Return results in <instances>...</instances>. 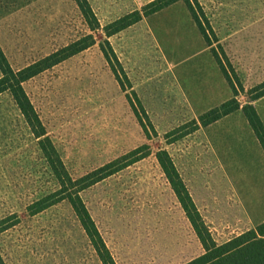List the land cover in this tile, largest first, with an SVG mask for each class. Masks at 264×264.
Returning a JSON list of instances; mask_svg holds the SVG:
<instances>
[{
  "label": "rangeland",
  "instance_id": "rangeland-1",
  "mask_svg": "<svg viewBox=\"0 0 264 264\" xmlns=\"http://www.w3.org/2000/svg\"><path fill=\"white\" fill-rule=\"evenodd\" d=\"M87 1L95 30L74 0H0V49L16 70L93 37L92 46L22 87L68 178L97 180L80 198L115 264L187 263L203 248L156 154L168 153L217 244L252 226L240 182L223 168L215 143L204 127L190 133L203 108L192 106L185 81L194 79L196 92L210 73L201 42L216 55L240 106L250 102L264 83V0H188L202 33L180 0L111 37L106 25L154 0ZM39 140L10 95L0 94L1 258L4 264H101L70 204L56 195L57 174ZM138 148V161L100 170Z\"/></svg>",
  "mask_w": 264,
  "mask_h": 264
},
{
  "label": "trees",
  "instance_id": "trees-1",
  "mask_svg": "<svg viewBox=\"0 0 264 264\" xmlns=\"http://www.w3.org/2000/svg\"><path fill=\"white\" fill-rule=\"evenodd\" d=\"M74 1L78 6L82 17L88 23L90 30L99 28L98 21L88 1ZM179 1L180 0H154L143 7L140 11H134L106 25L103 28V31L107 37H111L120 31L138 23L142 18L160 12ZM183 2L190 12V15L192 16L199 31L202 33V28L192 12L191 4L188 2V0H184ZM93 44L94 40L91 35L83 36L82 38L70 42L68 45L61 47L55 52H52L51 54L41 58L40 60L16 70H14L9 65L2 50L0 49V94L6 92L10 95L12 101L24 117V120L30 128L33 136L36 139L41 138V140L38 141L39 149L41 150L46 163H48L52 171L57 174L56 176L60 184V190L56 192V195H59L61 199L67 200L70 204L100 263L115 264L101 235L99 234L93 220L91 219L85 204L80 198V192L84 188L95 183L97 180H89L91 175L84 176L75 182H72V180L68 178L62 164L56 157L55 149L51 141L45 136V133L43 132L38 115L36 114L28 96L22 87L23 83L27 82L31 78L75 56ZM212 55L216 60L220 70L222 71L226 81L231 87L230 82L221 68L216 55H214V53H212ZM105 57L108 59L107 54H105ZM231 89L234 97L222 103L218 107L203 113L197 118V120H192L190 122L192 127L190 133L196 131L199 127H207L221 118L237 110H241L264 151V126L251 104V102L264 96V83L257 86L253 90L255 93L254 96H252L250 102L244 106H240L237 99L235 98V91L232 87ZM139 151L140 148L132 151L120 159L111 162L100 170H104L105 168L111 166H117V169H121L127 166L128 163H134L143 157L136 156ZM130 157L134 158L128 161ZM156 159L203 248V253L201 255L184 264H264V222L257 225L254 229L245 231L222 244H217L213 240L210 231L203 222V219L199 214L186 185L181 179L168 153L166 151H160L156 154ZM57 163L59 167L56 166ZM62 172L65 174L62 175ZM41 203H43V201L40 202V205H42ZM38 205L39 203L37 202L36 204H33V207L35 208V206ZM0 264H4L1 255Z\"/></svg>",
  "mask_w": 264,
  "mask_h": 264
},
{
  "label": "crops",
  "instance_id": "crops-1",
  "mask_svg": "<svg viewBox=\"0 0 264 264\" xmlns=\"http://www.w3.org/2000/svg\"><path fill=\"white\" fill-rule=\"evenodd\" d=\"M198 44L199 55L203 57V61L209 66L210 73L203 75L200 85H196L197 91L194 90V79L185 81L187 94L196 107L203 108L199 110L202 114L221 105L222 103L232 99L234 96L232 89L226 81L222 71L220 70L216 60L211 52ZM184 65L179 62L178 67ZM201 90V91H199ZM211 92L209 98L206 99L205 91ZM258 117L264 126V96L251 102ZM210 141L215 143V147L222 155L223 168L227 170L228 175L233 176L240 182V192L242 193V203L251 210L253 224L246 231L254 229L257 225L264 222V151L261 148L252 128L246 120L241 110H237L220 120L204 127ZM256 175L260 179L253 182L249 181V176ZM247 182L251 185L249 189H245ZM263 194V204L259 210L255 207L254 199H259L258 195ZM239 235V234H238Z\"/></svg>",
  "mask_w": 264,
  "mask_h": 264
}]
</instances>
